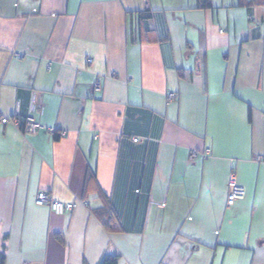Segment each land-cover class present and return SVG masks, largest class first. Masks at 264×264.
<instances>
[{
    "label": "crops",
    "instance_id": "1",
    "mask_svg": "<svg viewBox=\"0 0 264 264\" xmlns=\"http://www.w3.org/2000/svg\"><path fill=\"white\" fill-rule=\"evenodd\" d=\"M207 2L0 0L4 264H264V0Z\"/></svg>",
    "mask_w": 264,
    "mask_h": 264
},
{
    "label": "built area",
    "instance_id": "2",
    "mask_svg": "<svg viewBox=\"0 0 264 264\" xmlns=\"http://www.w3.org/2000/svg\"><path fill=\"white\" fill-rule=\"evenodd\" d=\"M145 2V7H147V0H144ZM87 63L91 62V59H86ZM101 90V82L97 81L95 83L94 91L99 92ZM168 100H171L174 98L173 94L167 95ZM0 123L1 124H9V123H14L16 124L17 122L13 120L10 117H1L0 118ZM24 132L27 134H35L38 130L44 129L43 125L39 123L34 117L32 116H27L24 121ZM51 133H54V129L49 130ZM63 134V132L61 133ZM136 141V139H134ZM196 153L192 151L191 153V158L194 157ZM245 197V189L243 186H241L235 179V176L231 173L228 181H227V195H226V205L227 206H232L234 205L237 201L243 200ZM35 204L38 206L46 205L49 207V209L56 215H61L65 212L71 211L75 207L74 202H62L54 199L49 193L45 191H39L36 195L35 198ZM83 204H87L85 201H81Z\"/></svg>",
    "mask_w": 264,
    "mask_h": 264
},
{
    "label": "trees",
    "instance_id": "3",
    "mask_svg": "<svg viewBox=\"0 0 264 264\" xmlns=\"http://www.w3.org/2000/svg\"><path fill=\"white\" fill-rule=\"evenodd\" d=\"M203 2V5L202 7L205 8L206 6H208V2L207 0H201ZM136 139V141H138L139 139L138 138H134ZM133 139V140H134ZM110 214L111 210H108L107 211ZM3 243L0 244V264H4V237L2 239ZM117 259L118 257L117 256H107L105 255L102 260L100 261L99 264H116L117 263Z\"/></svg>",
    "mask_w": 264,
    "mask_h": 264
}]
</instances>
